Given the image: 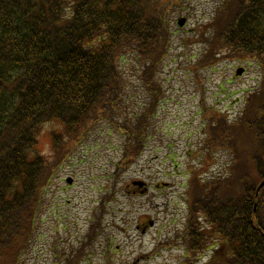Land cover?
<instances>
[{"label": "trees", "instance_id": "1", "mask_svg": "<svg viewBox=\"0 0 264 264\" xmlns=\"http://www.w3.org/2000/svg\"><path fill=\"white\" fill-rule=\"evenodd\" d=\"M163 6L161 0H0V264H22L51 178L89 130L106 121L116 126L124 137L122 164L144 149L162 95L157 75L171 45ZM210 29L200 33L205 49L195 72L224 53L255 58L264 71V0H221ZM127 53L136 55L140 86L151 96L130 115L119 70ZM206 117L204 166L192 170L187 190L191 247L206 241L194 223L201 214L209 233L221 237L208 264H264V187L257 192L264 180V75L235 120L218 112ZM50 121L60 126L51 133V161L38 149ZM216 151L229 154L227 172L206 180Z\"/></svg>", "mask_w": 264, "mask_h": 264}, {"label": "rangeland", "instance_id": "2", "mask_svg": "<svg viewBox=\"0 0 264 264\" xmlns=\"http://www.w3.org/2000/svg\"><path fill=\"white\" fill-rule=\"evenodd\" d=\"M184 2L170 5L168 21L173 46L159 74L165 95L154 120L155 132L142 155L118 175L115 163L122 154V139L106 122L82 143L75 144L52 180L38 217L36 237L23 264H65L64 260L82 246L94 210L107 192H111L113 200L106 204L98 240L83 249L84 255L76 264H202L208 258L210 250L199 259L201 252L195 257L187 250L184 239L177 237L186 220L183 183L187 182V151L195 150L202 140L203 125L196 112L202 106L214 105L234 119L243 106L237 97L243 98L246 89L254 84L255 66L248 68L245 76L233 78L235 69L225 59L200 72L203 89L199 91L191 65L204 45H185V40L195 34L179 30L176 22L191 15L189 26L201 28L213 3L192 0L189 7ZM123 68L125 107L129 113L136 112L146 94L135 88L138 82L133 73L127 72V64ZM51 129H56L54 123L44 126L38 143L39 151L48 160L53 152L46 131ZM68 177L72 179L69 185L65 181ZM136 179L153 187L145 195L126 194V183ZM160 183L171 185L156 189L154 186Z\"/></svg>", "mask_w": 264, "mask_h": 264}, {"label": "flooded vegetation", "instance_id": "3", "mask_svg": "<svg viewBox=\"0 0 264 264\" xmlns=\"http://www.w3.org/2000/svg\"><path fill=\"white\" fill-rule=\"evenodd\" d=\"M159 186V184H157ZM156 185V186H157ZM148 187V185H147ZM125 192L127 194H130V195H143V194H146L148 192V189H144V188H138L136 186H127L125 187Z\"/></svg>", "mask_w": 264, "mask_h": 264}]
</instances>
